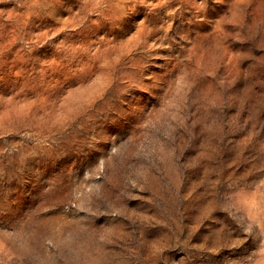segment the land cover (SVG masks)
Instances as JSON below:
<instances>
[{
  "label": "rangeland",
  "instance_id": "1",
  "mask_svg": "<svg viewBox=\"0 0 264 264\" xmlns=\"http://www.w3.org/2000/svg\"><path fill=\"white\" fill-rule=\"evenodd\" d=\"M0 264H264V0H0Z\"/></svg>",
  "mask_w": 264,
  "mask_h": 264
}]
</instances>
